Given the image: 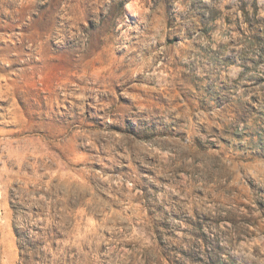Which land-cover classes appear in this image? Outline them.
Wrapping results in <instances>:
<instances>
[{
	"label": "rangeland",
	"instance_id": "obj_1",
	"mask_svg": "<svg viewBox=\"0 0 264 264\" xmlns=\"http://www.w3.org/2000/svg\"><path fill=\"white\" fill-rule=\"evenodd\" d=\"M0 264H264V0H0Z\"/></svg>",
	"mask_w": 264,
	"mask_h": 264
},
{
	"label": "trees",
	"instance_id": "obj_2",
	"mask_svg": "<svg viewBox=\"0 0 264 264\" xmlns=\"http://www.w3.org/2000/svg\"><path fill=\"white\" fill-rule=\"evenodd\" d=\"M244 4L240 7L241 10L244 11ZM13 209V207H12ZM13 231L15 234V237L17 239V247L20 252V259H25V260H33L35 258L34 252L38 249L37 247H41L42 244L38 243L40 240H36V236L44 237L39 234L33 235L31 233L34 229H30L27 225L22 224H17L15 223L16 219L21 217L22 215L18 213V211H15L13 209ZM40 233V231H36ZM41 239V238H40ZM35 250V251H33ZM23 253V255H21Z\"/></svg>",
	"mask_w": 264,
	"mask_h": 264
}]
</instances>
